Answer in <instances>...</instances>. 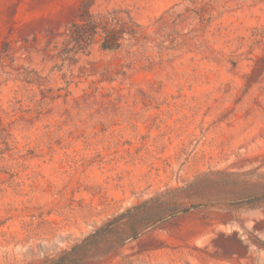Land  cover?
Instances as JSON below:
<instances>
[{
	"label": "rangeland",
	"instance_id": "374dc122",
	"mask_svg": "<svg viewBox=\"0 0 264 264\" xmlns=\"http://www.w3.org/2000/svg\"><path fill=\"white\" fill-rule=\"evenodd\" d=\"M0 264H264V0H0Z\"/></svg>",
	"mask_w": 264,
	"mask_h": 264
},
{
	"label": "trees",
	"instance_id": "16d2710c",
	"mask_svg": "<svg viewBox=\"0 0 264 264\" xmlns=\"http://www.w3.org/2000/svg\"><path fill=\"white\" fill-rule=\"evenodd\" d=\"M91 24V29H90V34H95V30L97 28V21H95L94 19L91 20L90 22ZM86 25L87 24H74V28L71 30V36L73 37H77V38H80V39H85L89 33L88 31L86 30ZM103 48L105 49H111V48H114L113 45H108V44H103Z\"/></svg>",
	"mask_w": 264,
	"mask_h": 264
}]
</instances>
